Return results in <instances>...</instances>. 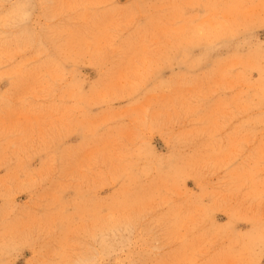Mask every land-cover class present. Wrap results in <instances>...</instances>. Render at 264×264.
Listing matches in <instances>:
<instances>
[{
	"label": "rangeland",
	"instance_id": "rangeland-1",
	"mask_svg": "<svg viewBox=\"0 0 264 264\" xmlns=\"http://www.w3.org/2000/svg\"><path fill=\"white\" fill-rule=\"evenodd\" d=\"M0 264H264V0H0Z\"/></svg>",
	"mask_w": 264,
	"mask_h": 264
}]
</instances>
